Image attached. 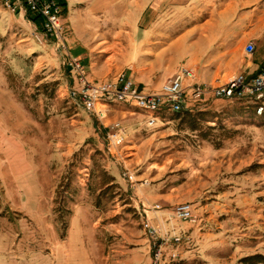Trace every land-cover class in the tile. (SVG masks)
I'll list each match as a JSON object with an SVG mask.
<instances>
[{
	"label": "rangeland",
	"instance_id": "374dc122",
	"mask_svg": "<svg viewBox=\"0 0 264 264\" xmlns=\"http://www.w3.org/2000/svg\"><path fill=\"white\" fill-rule=\"evenodd\" d=\"M5 1L0 264H149L145 223L180 237L165 246L166 264H264V113L245 100L187 98L186 110L160 112L152 127L119 102L99 121L70 102L77 84L56 43L36 39L42 31ZM66 4L65 45L94 84L124 75L157 93L182 69L219 86L264 66V0ZM16 161L35 173L18 176L26 194ZM183 203L194 224L175 217Z\"/></svg>",
	"mask_w": 264,
	"mask_h": 264
},
{
	"label": "built area",
	"instance_id": "2783aa9c",
	"mask_svg": "<svg viewBox=\"0 0 264 264\" xmlns=\"http://www.w3.org/2000/svg\"><path fill=\"white\" fill-rule=\"evenodd\" d=\"M5 5L13 13L24 12L39 15L42 19V35L36 39L50 38L65 56L64 65L72 74L77 88L68 92L70 102L84 109L95 119L101 121L107 117L110 103H124L143 112L147 118V126L152 127L160 112L180 113L186 110L187 98L194 102L209 98L223 100L248 101L257 115L264 113V66L254 76L238 74L219 86H204L195 83V74L191 70L182 69L175 77L164 83L157 93L139 91L133 81L124 75L111 82L94 84L88 79L85 67L80 60L69 55L64 42L61 26V8L55 0H6ZM248 54L254 51L252 45L245 48ZM184 81L187 84H184ZM119 125L110 128L118 129ZM119 130H117L118 132ZM106 133L109 142L115 139L117 132ZM174 215L177 219L191 224L196 222L194 210L189 203L176 205ZM144 229L152 239L149 264H166L165 246L168 242L179 244L180 237H163L161 230L145 223ZM175 259L176 254L170 253Z\"/></svg>",
	"mask_w": 264,
	"mask_h": 264
},
{
	"label": "crops",
	"instance_id": "0c3cea01",
	"mask_svg": "<svg viewBox=\"0 0 264 264\" xmlns=\"http://www.w3.org/2000/svg\"><path fill=\"white\" fill-rule=\"evenodd\" d=\"M66 1L68 3H81V2H86V1H93V3H95L94 4L95 9L98 11H103V9L110 6L109 4L112 2H117V1L131 2L132 0H66ZM20 163L21 161H16V178H15L16 186H17V191L19 193L26 194L27 191H26L25 185L19 180L18 176L22 174L27 175L29 173V175L35 177V173L34 171H32V166L30 164H28L27 166H22V163L21 164ZM10 172L13 173V171L11 170L9 171V173H6L9 177L11 175ZM33 173L34 175H32ZM28 184L31 185L30 182ZM33 186H35V183H33Z\"/></svg>",
	"mask_w": 264,
	"mask_h": 264
},
{
	"label": "trees",
	"instance_id": "16d2710c",
	"mask_svg": "<svg viewBox=\"0 0 264 264\" xmlns=\"http://www.w3.org/2000/svg\"><path fill=\"white\" fill-rule=\"evenodd\" d=\"M58 4V6L61 8V11L64 12L66 9V1L65 0H55ZM26 18L28 21L33 23L38 30L42 31V19L40 18L39 15L30 13L29 11L26 13ZM181 113V112H180ZM180 113H174V114H180Z\"/></svg>",
	"mask_w": 264,
	"mask_h": 264
}]
</instances>
